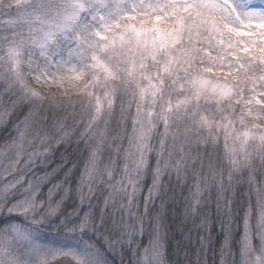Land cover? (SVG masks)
<instances>
[{
  "label": "snow or ice",
  "instance_id": "snow-or-ice-1",
  "mask_svg": "<svg viewBox=\"0 0 264 264\" xmlns=\"http://www.w3.org/2000/svg\"><path fill=\"white\" fill-rule=\"evenodd\" d=\"M0 264H264V0H0Z\"/></svg>",
  "mask_w": 264,
  "mask_h": 264
}]
</instances>
